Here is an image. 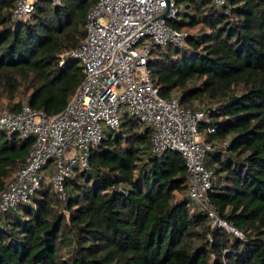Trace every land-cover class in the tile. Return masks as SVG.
I'll list each match as a JSON object with an SVG mask.
<instances>
[{
    "label": "trees",
    "instance_id": "16d2710c",
    "mask_svg": "<svg viewBox=\"0 0 264 264\" xmlns=\"http://www.w3.org/2000/svg\"><path fill=\"white\" fill-rule=\"evenodd\" d=\"M48 2L17 20L15 0H0L1 110L28 103L58 113L82 80L70 51L97 0ZM175 3L166 23L188 31L185 47L154 46L150 78L184 108L208 102L198 124L215 144L208 198L240 236L191 203L181 153L152 152L150 128L127 115L91 147L90 168L67 178L65 200L42 180L28 202L0 214V264H264V0ZM32 142L0 129V190Z\"/></svg>",
    "mask_w": 264,
    "mask_h": 264
},
{
    "label": "built area",
    "instance_id": "2783aa9c",
    "mask_svg": "<svg viewBox=\"0 0 264 264\" xmlns=\"http://www.w3.org/2000/svg\"><path fill=\"white\" fill-rule=\"evenodd\" d=\"M38 0H15L11 16L26 20ZM53 5L61 0H50ZM216 6L227 0H213ZM175 0H97L87 11L85 37L70 54L83 66L78 87L55 114L23 103L17 111L0 110V129L32 139L24 163L0 190V214L28 202L42 180L51 182L65 200V182L75 170L89 169V152L105 129H115L131 115L151 130V151H179L188 171L187 195L207 213L212 225L240 232L221 219L210 203L213 169L205 165L214 142L199 131L203 106L184 108L175 94L159 95L147 61L156 45L185 47L187 30L161 17L177 15ZM213 132L212 126L207 127ZM120 188V186L118 187Z\"/></svg>",
    "mask_w": 264,
    "mask_h": 264
},
{
    "label": "rangeland",
    "instance_id": "374dc122",
    "mask_svg": "<svg viewBox=\"0 0 264 264\" xmlns=\"http://www.w3.org/2000/svg\"><path fill=\"white\" fill-rule=\"evenodd\" d=\"M48 3H51V1L50 2H48ZM238 91V90H237ZM175 95H177V93H174ZM3 102H4V100H3ZM196 103V104H195ZM194 104V106L193 107H198V106H205V104H207L208 102H206V101H196ZM1 110V109H0ZM216 143V146H222L221 144H222V141H220V140H218V141H216L215 142ZM45 181L46 182H50V181H48V179L46 178L45 179ZM192 203V202H191Z\"/></svg>",
    "mask_w": 264,
    "mask_h": 264
},
{
    "label": "water",
    "instance_id": "95a60500",
    "mask_svg": "<svg viewBox=\"0 0 264 264\" xmlns=\"http://www.w3.org/2000/svg\"><path fill=\"white\" fill-rule=\"evenodd\" d=\"M161 17L165 18L166 20L169 19L167 10L163 14H161Z\"/></svg>",
    "mask_w": 264,
    "mask_h": 264
}]
</instances>
